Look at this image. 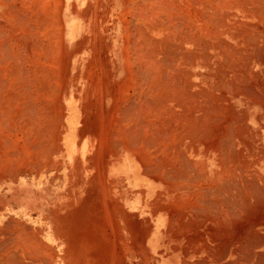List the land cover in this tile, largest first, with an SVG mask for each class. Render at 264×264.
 Returning a JSON list of instances; mask_svg holds the SVG:
<instances>
[{"label": "bare ground", "instance_id": "obj_1", "mask_svg": "<svg viewBox=\"0 0 264 264\" xmlns=\"http://www.w3.org/2000/svg\"><path fill=\"white\" fill-rule=\"evenodd\" d=\"M15 1L0 0V4L4 7V12L0 14V159L7 157L6 165L8 162L14 161V164L11 162L12 164H9L8 167L5 165L8 169L11 166L12 169L17 167L16 163L21 164L19 163L20 157H18L20 152L17 153L16 149L18 150V148H15V131L17 132L15 127H19V133L22 135L21 141L25 144L19 148L22 151L27 147L25 141L28 139L26 138L28 137L31 141L32 129L30 125H32V116L34 117L31 108L37 103H34L33 106L30 105L31 89L29 91L30 75L28 71L29 77L25 75L26 72L24 74L16 73L14 77L13 58L27 57L30 53H28V34L24 38L25 34L19 35L18 31L16 32L18 28L14 27L17 17ZM58 1L56 0V2ZM159 1L161 2V0ZM205 1L207 9H211L207 13H204L202 9ZM62 2L61 4H63ZM153 2H151L152 5ZM157 2L158 0L155 3ZM140 3L139 6L137 4V9L141 14L138 16L141 17L142 14H145L144 20H154L153 16L157 12V14L165 13L169 19L166 20L168 23L164 27L160 22L149 21L150 25L154 26L156 35L143 29V25L141 29L137 28L138 30H136L141 38V40L139 39L140 44L136 43L139 44L136 56L139 53L140 58L137 63H140L130 73L136 75L135 77H144V80L153 78L152 84L147 85L149 82H146V85L149 86L148 92H151L152 96L150 97L148 94L143 98L144 100L141 97L140 99L143 101L139 103L137 99L134 102L131 101L127 110L122 108L125 111V114L122 115L127 120V126L119 128V132L115 134L117 136L113 135L114 137L124 135L122 143L124 147L116 148L112 160L115 161L117 158L126 160L132 155L135 159L132 163L119 162L116 164L113 162L111 167H116L119 171L131 169L134 170L133 174L139 173L143 188L137 192L136 190L122 189L121 182L125 180L126 183H130V180L121 179L120 182L115 183L120 187L117 192L118 198H135L136 202L148 211L149 225L146 222L144 224L145 231L148 232L143 238L142 249H137L135 252L139 253L141 261H146L148 264H157V262L158 264H264V0H162V4H154L155 9L152 8V5L150 8L144 4L141 6L142 3ZM177 3L180 4V10L188 11V14L189 8H192V11L194 9L193 15L197 17L194 28L190 24L192 29L179 37L180 39L177 37L189 27L190 21L181 28H173L172 17L175 11L172 13L171 10L175 9ZM16 6L18 5L16 4ZM196 6H201V8L198 9ZM222 7L228 10L225 11ZM220 8L224 11L221 10V12ZM214 10L218 11V16L213 15ZM24 14L26 17L27 14ZM38 14L40 15V13ZM20 16L22 17L21 14ZM175 16L173 17L174 21H176ZM183 17L185 16L183 15ZM41 19L33 21L34 24L36 23L35 25L38 26L42 23L43 19ZM156 22L160 24H156ZM46 23L40 25L46 27L48 25ZM164 23L166 24V22ZM61 28L63 29V27ZM48 29L49 32L52 31L50 27ZM31 32L33 35V31ZM43 32L41 36L44 37ZM174 32L178 36H173ZM19 33L21 32L19 31ZM46 33L45 37L50 38L49 34L51 33ZM158 34L162 36L156 37ZM56 37L59 38V35ZM135 39L138 41V38ZM52 42L54 44V41ZM135 42L133 43L135 44ZM44 43L46 44L45 41ZM46 50L45 52H48V49ZM50 50L48 53L53 55ZM61 63H57L58 66H61L58 69L60 72L63 66ZM55 67H57L56 64ZM34 69L36 70V68ZM22 70L20 68V71ZM36 72L34 78H37V75L40 77L37 80L41 81V83L39 82L41 87L43 71L40 74H38L39 70ZM149 80L147 79V81ZM141 85H144V81ZM141 85L137 86L140 90L142 89ZM36 87L39 90L38 84ZM56 87L59 92L58 86ZM32 88V90L37 89L33 86ZM44 88L47 87L44 85L42 89ZM139 89L136 88L137 93ZM119 91L121 96L126 94L124 87ZM54 92L56 93V91ZM128 101L126 102L128 103ZM136 101L137 103H135ZM41 103L42 101L37 104L44 108L46 105ZM50 103L48 101L47 107ZM33 108L32 110L35 111ZM38 109L40 111L36 109V114L39 112L38 115L41 117L43 115V113L40 114L42 108ZM48 109L52 110L51 106ZM57 109H60L59 106ZM43 110L46 111L44 114L48 115L47 118H50L47 121L51 123V119L53 120L55 117H49L47 108ZM54 115L56 114L53 113ZM42 117L39 118L41 126L43 122H46L42 120ZM58 118L60 119V116ZM115 118L121 120L122 117ZM115 118L114 123L117 122ZM124 118L123 120H125ZM131 120L136 121L130 122ZM43 126L45 125L43 124ZM38 127L35 134L45 137L41 127ZM44 128L46 129V127ZM29 134L30 136H28ZM49 137L53 136L49 135ZM18 139L20 141V137L17 136V141ZM41 140L39 139V141ZM19 141L17 145H19ZM44 148L45 146L40 142L32 151H28L29 148L26 149L28 152L41 154L44 152ZM50 149L49 152L45 151L51 153ZM14 152H16L15 158L12 157ZM43 158L45 159V157ZM42 162L38 164L36 161L37 165ZM43 163L40 167L37 165L36 167H43ZM0 164H2L1 160ZM148 168L153 170L152 174L147 173ZM8 169H4L3 172H16L15 170L8 171ZM135 177L134 181L137 182V176ZM9 219L11 220V217ZM13 219L12 222L15 224L9 221L13 224L14 229H10V232L12 231L11 234H14L13 231L16 230V235L12 234L13 237H10L16 238L13 242L16 241L11 242V238L8 236L9 238L6 240H9L14 246H0V250L2 249L0 264L69 263L66 255L62 256L58 262L50 261V257L42 258V256H38L39 254L36 255L37 251L32 250L33 247L30 248L31 244L26 236L20 234L21 231L25 232L23 228H26L24 226L26 223L22 224L24 222L20 220L23 225L21 226L18 222L19 218L17 220L13 217ZM5 222L0 229L9 233V230L7 231L5 228H8L10 224L8 225L9 222H6L7 225H5ZM17 223L19 224L16 225ZM4 225L7 227L4 228ZM17 226H21L23 230L19 232ZM9 227L12 228V226ZM136 233H143L142 228L136 230ZM131 236L130 230L126 236H123L124 246L131 244ZM21 237L22 240H20ZM37 238L41 239L40 236ZM20 243L21 245H18ZM39 243L38 245L41 244ZM43 243L45 242L43 241ZM43 243L41 245L44 246ZM135 246L141 245L137 243ZM48 251L50 253V247ZM93 255L95 259L90 264H102V261L110 264L108 252H95Z\"/></svg>", "mask_w": 264, "mask_h": 264}, {"label": "rangeland", "instance_id": "obj_2", "mask_svg": "<svg viewBox=\"0 0 264 264\" xmlns=\"http://www.w3.org/2000/svg\"><path fill=\"white\" fill-rule=\"evenodd\" d=\"M21 1L16 0L14 2L17 13L15 19L16 25L14 27L15 29L18 28L16 32L18 31L19 35L23 36L25 34L23 36L24 38L28 34V53H30L27 57L17 56L13 58L14 77L16 73L20 74V72L23 74L26 72L25 75L27 77L30 75L28 87L29 91L31 89L30 105L33 106L34 103L42 101L43 105H46L44 108H47V112L49 110V117L52 116V118H55H53L54 121L51 119V123L47 121L50 118H47L48 115L46 116L44 114V112L46 113V109L42 111V109H44L41 107L42 103L40 104L41 106H38L36 103L34 105L35 107L33 106L34 108L31 106L35 110L33 111L31 108L35 118L32 116L31 122L33 126L30 125L32 129V133L30 134L32 137H30L31 141H29L28 137L26 138L28 139L25 141L27 144L26 148H29L28 151H32L37 143L40 144L41 142V144L45 146L44 152H41V154L28 152L26 148L23 149L24 152L23 150H19V148L25 144L21 141L22 135L19 133V127H15V130H17V132L14 130L15 148L19 150L16 149L17 153L20 152L18 157H20L19 163L21 164L19 165L15 162L18 166H13L15 167L13 169L11 166L8 169L5 167L7 162H5V159L8 158L1 157L0 159L2 161V164H0V217L1 214H3V217L0 218V227L5 221L12 222L14 220L13 217L17 218V220L19 218L18 222L20 224L21 222H24L22 224L28 223L24 225L27 230L23 228L25 232L27 231L26 234L25 232L23 233V231L20 232V230H23L21 227L23 226L22 224L19 227L17 226V230H19L20 234H23L22 236H26V239L31 244L30 248L33 247L31 249L37 251H34L36 255L39 254L38 256H42V258L50 257V261L58 262L61 260L60 258H62V256L66 255L68 256V264H90L95 259L93 255L95 252L104 251L108 252L110 264H148L146 261H141L139 253L135 252L137 249H142L143 238L146 237L148 232L145 231L144 228L145 222L149 225L147 217L148 211L143 208L141 204H138L135 198H118L117 192L120 187L115 184L116 182H120L121 179L126 178L127 181L130 180V183H126L125 180L121 182L122 189L126 188L129 189V191L136 190L137 192V190L143 189L140 183V174H133L134 170L132 171L131 169L119 171L116 167H111V163H132L135 159L134 155H132L126 160L119 158L115 159V161L112 160V155L115 154L114 151L116 148L124 147L122 146L124 135L121 134L119 137H114L113 135L117 134L119 128L122 126H127V120L122 114H125L124 110L128 109L130 103L134 102L136 99L139 103L143 101V98L147 97L148 94H150V97L152 96V93L148 92L149 86L147 85L154 82L153 78H150V80L147 78L149 80L147 81V79L144 80V77H135L136 75H132L130 72H133L140 63L139 53H137L136 56V51H138L137 47H139V39L141 40V38L139 33H136V30L139 28L141 29L143 25V29L156 35L157 33H155L154 26L150 25L149 21L151 20L150 22H152L155 20L162 23L164 27L167 26L168 22L166 20L169 19L166 17L165 13L162 12L157 14V12L153 16L154 20H144L145 14H142L141 17L138 16L141 15L140 10L138 11L137 9L139 3L143 1L141 2L142 4L140 3L141 6L144 4L150 8L153 6L152 8L155 9L154 4H162V0L161 2L158 0L157 3H155L157 0H153L155 2L149 0ZM61 1H63V4H61ZM151 2H153V5ZM55 3L59 4L55 5ZM16 4L18 6H16ZM213 5L215 6V4ZM176 6L175 9L171 10L172 13L175 11L174 16L176 15V21H174V16L172 17V24L174 23L173 28H181L184 24H188V21H190L188 26L192 24L190 26L194 28L196 24L195 20L197 19V17L193 15L194 9L192 11V8H189V11L192 12L188 14V11L180 10L179 3H177ZM61 7L62 9H60ZM196 7L198 9L201 8V6ZM202 7L204 13L211 10L207 9L208 6L206 5V1ZM222 8L225 11L228 10L227 8ZM222 8H220V11ZM215 11L216 10L213 11V15L218 16V11ZM3 12L4 7L0 4V14ZM180 12L183 13L180 14L181 16L179 15ZM24 13L27 14L26 17ZM38 13H40V15ZM183 15L185 17H183ZM186 16H188L187 19ZM35 18H37L38 21H40L39 18L43 20L46 19L45 22L41 19L42 23L47 22L46 25L48 24L47 26L50 27L52 31L49 32L47 26L42 27V23L36 26V23L34 24L33 22L37 20H35ZM178 19L181 21L179 22ZM157 22L156 24H160ZM164 22H166V24ZM190 26L187 27L182 34L180 33V36H178L179 34L177 31L175 32L178 35L174 32L173 36L176 35L178 36L177 38L182 37L184 33H188L189 30L192 29ZM37 27H39L40 30L37 29ZM61 27H63V29ZM151 27L152 29H150ZM30 30L33 31V35ZM19 31L21 33H19ZM42 32L44 37L46 32H48L46 34L51 33L49 36L51 35L52 37L50 36V38H48L47 36L50 40L41 36ZM161 34H158L156 37H161ZM58 35L60 39L56 37ZM57 38V43L60 46L56 45ZM135 38H138V41ZM133 40L136 41L135 44ZM44 41L48 44L46 45ZM52 41H54V44ZM54 46L59 49L56 47L53 48ZM46 49H48V52L49 49H51L50 52L53 53V55L45 52ZM54 51L58 52L56 53ZM137 60H139V63H137ZM52 62L55 63L57 67H55V64L54 67H52ZM59 62H62L61 64L64 66H62L61 72L58 70L59 67L61 68V66H58ZM20 68L23 70L20 71ZM34 68H36V70ZM38 70L40 72H38ZM35 71H37L38 74L43 71V84L40 85H45V87L49 89L46 88V90L44 88V90L42 86H39V82L41 83V81L37 79H40V77L37 75V78H34V75H36ZM143 81L144 85H141ZM146 82H149V84L146 85ZM37 84L39 90L42 89L41 91L36 87ZM139 85L142 87L141 90L137 87ZM32 86L37 89L32 90ZM56 86H58L59 92H57ZM122 87L126 88V94L124 93L121 96L119 90ZM136 88L139 89L138 93ZM54 91H56V93ZM141 97L143 100L140 99ZM131 98L132 100H130ZM49 99L52 100L50 101ZM48 101L51 102L49 107L51 106L52 110L47 107ZM126 101H128L129 104ZM137 101L135 103H137ZM58 106L60 109H57ZM38 108H42L40 114L43 113V115L46 116V118H44L43 115V117L41 116L42 120L46 121L45 123L42 121V126L40 125L41 120H39V118L41 117L38 115L39 112L36 114V109L38 111ZM50 111L56 115L53 116V113ZM35 114L38 115V118ZM59 116L60 119L58 118ZM115 117L122 118L121 120H117L118 118ZM114 118L115 121L117 120L115 123ZM123 118L125 120H123ZM135 121L131 120L130 122ZM48 123L49 125H47ZM43 124L45 126H43ZM38 126L41 127V130H43L42 133L46 138L43 135L39 136L35 134V131H38ZM44 127H46V129ZM47 132L53 137H49ZM30 134L28 136H30ZM17 136L20 137V141L18 139L19 145H17ZM38 136L40 140L41 138H43V140L39 141ZM51 138L54 139L52 140ZM31 146H33V148H31ZM49 149L51 153H48ZM150 150L153 151V149ZM30 153H32L31 156H29ZM15 154L16 152L12 154V157L14 156L15 158ZM42 155L45 159L43 157L40 158ZM48 158H50V160H48ZM36 161L38 164L43 161L44 163H42L44 166L42 165L43 167L39 168L42 163L37 165ZM45 161L48 162L45 163ZM11 162H8L6 166L8 167V165H11L14 161ZM27 162L28 164H26ZM2 165L4 166L2 167ZM36 165L39 166L38 168L40 170ZM4 169H8V171L15 170L16 172L11 171L8 172V174L6 171V173L3 172ZM111 170L114 171L112 172ZM37 171L38 174H36ZM152 171L151 168H148L147 173L152 174ZM135 176H137V182L134 181L136 179ZM8 216L11 217V220ZM6 222L4 223L5 225H7ZM12 223H8L12 228L9 226L5 228L7 226L4 225V228L7 231L9 230L10 234L12 232H10V229H13V224H15V222ZM30 225L31 227H29ZM140 228L143 230V233H140L141 236L136 233V230ZM28 229H30L29 232ZM129 230L132 233L131 244H129V246H124L123 236H126ZM4 231L3 229L0 231V246H14L13 243L16 240L14 242L13 240L16 238L12 239L10 237L13 233L10 235L5 231V234ZM13 232L15 234L16 230ZM20 234L19 236H21ZM36 235L40 236L41 239L37 238ZM8 236L13 243L6 240L9 238ZM19 236L16 237L19 238ZM20 240H22V237ZM19 241L17 242L19 243ZM38 241L41 244L44 241L45 243L43 244L46 248ZM38 243L40 245H38ZM137 243H140L141 246H135ZM47 244L50 247V253ZM18 245H21V243ZM92 252L93 254H91ZM114 255H117V257H114ZM102 264L106 263L102 261Z\"/></svg>", "mask_w": 264, "mask_h": 264}]
</instances>
